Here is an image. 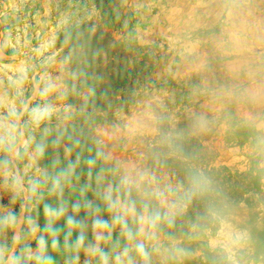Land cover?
<instances>
[{
    "label": "rangeland",
    "instance_id": "1",
    "mask_svg": "<svg viewBox=\"0 0 264 264\" xmlns=\"http://www.w3.org/2000/svg\"><path fill=\"white\" fill-rule=\"evenodd\" d=\"M21 67V98L30 106L48 99L58 109L32 131L30 152L37 142L47 144L41 167L52 170L57 153L62 162L81 151L82 161L95 157L98 139L114 161L181 190V172L220 170L248 182L238 202L222 198L211 206L207 225L193 220L185 202L176 218L183 236L160 231L168 251L155 254L153 264H264V0H0V95L14 98L9 80ZM121 75L132 81L129 98L123 86L111 90ZM42 76L56 84L47 98L35 90ZM68 136L81 144L66 156ZM79 171L76 189L64 192L68 211L53 223L63 229L60 250L43 231V205L59 201L46 194L38 206V235L55 264L71 254L63 247L66 216L74 215L88 166ZM86 195L94 199L91 190ZM75 215L83 218L84 210ZM116 239L124 243L118 228ZM84 260L81 253L79 264Z\"/></svg>",
    "mask_w": 264,
    "mask_h": 264
},
{
    "label": "clouds",
    "instance_id": "2",
    "mask_svg": "<svg viewBox=\"0 0 264 264\" xmlns=\"http://www.w3.org/2000/svg\"><path fill=\"white\" fill-rule=\"evenodd\" d=\"M19 72L18 78L9 80V87L15 89L14 98H8L7 93L0 95V264H55L48 253L45 236L38 235V206L46 194L59 201V207L43 205L46 220L43 231L51 237V248L60 250L59 236L63 229L54 228L53 223L65 217L68 211L64 192L67 188L76 189L74 182L81 178V163L88 166L87 183L79 187L80 199L72 205L74 215L66 216L63 247L71 254L64 264H79L81 253L85 256L84 264H93V260L97 264H153L155 254L163 256L168 251L159 240L162 226H173L185 201L201 190L200 176L191 175L189 186L183 190L180 186L162 184L155 173L147 169L114 161L98 139L94 140L95 157L82 161L81 151L74 160L62 162L57 153L52 170L41 167L38 161L44 157L47 144L37 142L30 152L35 139L32 131L50 121L58 109L48 99L34 106L22 99L20 86L27 79V69L21 67ZM34 84L41 98H47L56 90L49 76H42ZM71 107L66 106L64 111H70ZM43 131L47 135L50 129L44 127ZM64 136L65 132L61 131L51 141L52 146L59 148ZM68 139L72 145L64 146L66 156L81 144L80 139L72 136ZM110 163L112 166L108 167ZM109 174L114 181L107 179ZM89 190L94 199L87 198ZM82 209L84 217L78 219L75 214ZM103 213H107L109 219L103 218ZM117 228L123 244L120 239L113 241ZM73 232L77 233L74 240L71 239Z\"/></svg>",
    "mask_w": 264,
    "mask_h": 264
},
{
    "label": "trees",
    "instance_id": "3",
    "mask_svg": "<svg viewBox=\"0 0 264 264\" xmlns=\"http://www.w3.org/2000/svg\"><path fill=\"white\" fill-rule=\"evenodd\" d=\"M130 78H134L131 76ZM131 79L127 80L121 75L116 83L113 84V90H117L123 86L125 98H129L131 94L130 85ZM189 150V147H186ZM203 155L200 157L202 159ZM201 178V190L196 192L191 199L186 200L188 211L191 214L193 220L202 225H207L211 222L210 208L219 199H227L231 203H236L241 199L242 191L247 187L248 182L244 179H236L226 173L218 171H204L201 174H197ZM180 181L186 184V188L189 186V177L186 173H180ZM161 231L168 237H181L184 234V228L182 223L177 220L173 226H162Z\"/></svg>",
    "mask_w": 264,
    "mask_h": 264
}]
</instances>
